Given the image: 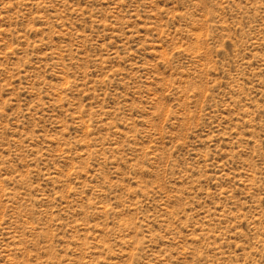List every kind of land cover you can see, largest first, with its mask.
<instances>
[{"label": "rangeland", "instance_id": "1", "mask_svg": "<svg viewBox=\"0 0 264 264\" xmlns=\"http://www.w3.org/2000/svg\"><path fill=\"white\" fill-rule=\"evenodd\" d=\"M0 264H264V0H0Z\"/></svg>", "mask_w": 264, "mask_h": 264}]
</instances>
